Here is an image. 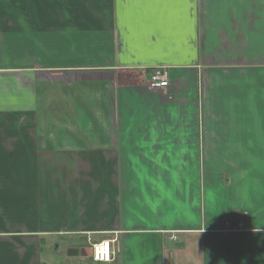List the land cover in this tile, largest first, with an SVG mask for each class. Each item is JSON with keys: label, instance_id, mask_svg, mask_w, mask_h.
I'll list each match as a JSON object with an SVG mask.
<instances>
[{"label": "crops", "instance_id": "crops-1", "mask_svg": "<svg viewBox=\"0 0 264 264\" xmlns=\"http://www.w3.org/2000/svg\"><path fill=\"white\" fill-rule=\"evenodd\" d=\"M0 264H264V0H0Z\"/></svg>", "mask_w": 264, "mask_h": 264}, {"label": "built area", "instance_id": "built-area-1", "mask_svg": "<svg viewBox=\"0 0 264 264\" xmlns=\"http://www.w3.org/2000/svg\"><path fill=\"white\" fill-rule=\"evenodd\" d=\"M147 85L151 89H162L170 86L169 71L166 69L157 68L151 73V76L147 80ZM227 226H231L229 221H226ZM243 225L242 221H239L238 228ZM114 240H102L94 243L92 246L90 257L94 261L98 262H112L115 258L116 251L114 249Z\"/></svg>", "mask_w": 264, "mask_h": 264}, {"label": "snow or ice", "instance_id": "snow-or-ice-1", "mask_svg": "<svg viewBox=\"0 0 264 264\" xmlns=\"http://www.w3.org/2000/svg\"><path fill=\"white\" fill-rule=\"evenodd\" d=\"M149 2L159 6L161 4L166 5L169 2V0H149Z\"/></svg>", "mask_w": 264, "mask_h": 264}, {"label": "rangeland", "instance_id": "rangeland-1", "mask_svg": "<svg viewBox=\"0 0 264 264\" xmlns=\"http://www.w3.org/2000/svg\"><path fill=\"white\" fill-rule=\"evenodd\" d=\"M36 69H39L38 67H35ZM35 68H33V69H35Z\"/></svg>", "mask_w": 264, "mask_h": 264}]
</instances>
